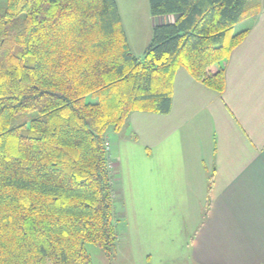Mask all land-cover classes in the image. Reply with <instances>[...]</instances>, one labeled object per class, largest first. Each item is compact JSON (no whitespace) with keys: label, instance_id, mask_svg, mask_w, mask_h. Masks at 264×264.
Here are the masks:
<instances>
[{"label":"trees","instance_id":"trees-1","mask_svg":"<svg viewBox=\"0 0 264 264\" xmlns=\"http://www.w3.org/2000/svg\"><path fill=\"white\" fill-rule=\"evenodd\" d=\"M250 1L150 0L177 19L140 60L117 0H0V264H92L87 243L113 254L108 132L133 112L170 114L180 68L222 93Z\"/></svg>","mask_w":264,"mask_h":264},{"label":"crops","instance_id":"crops-1","mask_svg":"<svg viewBox=\"0 0 264 264\" xmlns=\"http://www.w3.org/2000/svg\"><path fill=\"white\" fill-rule=\"evenodd\" d=\"M151 18L152 29L177 19ZM244 31L224 63L222 93L180 68L170 114L133 112L108 137L115 200L130 224L124 241L144 258L151 247L174 256L171 246L150 243L164 234L147 227L185 224L192 264H264V0L249 2L234 33Z\"/></svg>","mask_w":264,"mask_h":264},{"label":"rangeland","instance_id":"rangeland-1","mask_svg":"<svg viewBox=\"0 0 264 264\" xmlns=\"http://www.w3.org/2000/svg\"><path fill=\"white\" fill-rule=\"evenodd\" d=\"M149 1L150 0H117L122 24L127 33L131 51L140 60H143L153 37ZM92 100L93 98H88V101ZM111 135H113L112 130L108 132V137ZM115 192L117 195L116 189ZM118 203H120V200L117 201L116 199L114 205L117 213L116 217L119 219V221L116 222V249L110 256L97 245L87 243L85 247L90 255L92 264H192L191 258L189 256L186 258L185 253L188 252L190 255V248L187 246L191 244L193 235H190V231L185 228V224L183 228H181V224H178L176 228H167L166 225L157 227L156 229L147 227L149 235L157 236V234H164V236L158 235L160 238L157 239V237H155L150 243L156 244L157 246L165 243V246H171L172 249L174 248V256L169 257L170 254L160 252L159 247H151L148 249L152 251L151 257L149 258H144L141 254L137 253L136 251L142 249V247L138 246L134 249L133 242V245H131L129 239L124 241L125 236L129 238L130 224L127 223V221H123L124 212L121 210ZM179 222L181 223V221ZM144 240L146 239L144 238Z\"/></svg>","mask_w":264,"mask_h":264},{"label":"built area","instance_id":"built-area-1","mask_svg":"<svg viewBox=\"0 0 264 264\" xmlns=\"http://www.w3.org/2000/svg\"><path fill=\"white\" fill-rule=\"evenodd\" d=\"M106 149H107L108 152L110 151V144H109V142H106Z\"/></svg>","mask_w":264,"mask_h":264}]
</instances>
